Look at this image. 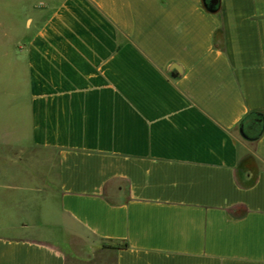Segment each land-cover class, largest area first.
Here are the masks:
<instances>
[{"label":"crops","instance_id":"obj_1","mask_svg":"<svg viewBox=\"0 0 264 264\" xmlns=\"http://www.w3.org/2000/svg\"><path fill=\"white\" fill-rule=\"evenodd\" d=\"M17 59L0 264H264V0H62Z\"/></svg>","mask_w":264,"mask_h":264},{"label":"rangeland","instance_id":"obj_2","mask_svg":"<svg viewBox=\"0 0 264 264\" xmlns=\"http://www.w3.org/2000/svg\"><path fill=\"white\" fill-rule=\"evenodd\" d=\"M61 1L0 0V159L35 161L25 150L28 142L27 111L23 104L25 72L17 57ZM258 166L259 161L247 151L240 160L239 177L247 170L255 172Z\"/></svg>","mask_w":264,"mask_h":264},{"label":"trees","instance_id":"obj_3","mask_svg":"<svg viewBox=\"0 0 264 264\" xmlns=\"http://www.w3.org/2000/svg\"><path fill=\"white\" fill-rule=\"evenodd\" d=\"M263 131V119L256 116L243 125V136L248 140H256Z\"/></svg>","mask_w":264,"mask_h":264},{"label":"water","instance_id":"obj_4","mask_svg":"<svg viewBox=\"0 0 264 264\" xmlns=\"http://www.w3.org/2000/svg\"><path fill=\"white\" fill-rule=\"evenodd\" d=\"M217 3V0H211V4L215 5Z\"/></svg>","mask_w":264,"mask_h":264}]
</instances>
